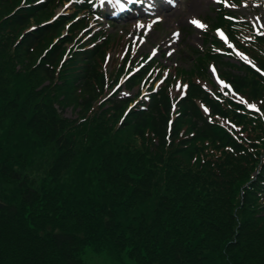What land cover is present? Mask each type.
<instances>
[{
  "label": "trees",
  "instance_id": "16d2710c",
  "mask_svg": "<svg viewBox=\"0 0 264 264\" xmlns=\"http://www.w3.org/2000/svg\"><path fill=\"white\" fill-rule=\"evenodd\" d=\"M35 1L0 0V264H83L87 243L124 264H264V35L215 18L259 71L233 67L224 42L194 51L195 66L175 73L180 116L171 123L169 79L122 124L137 146L92 129L129 101L97 113L101 52L73 50L65 62L73 38L60 36L73 19L50 21L62 0ZM213 64L245 104L203 87ZM70 105L77 118L64 115Z\"/></svg>",
  "mask_w": 264,
  "mask_h": 264
},
{
  "label": "rangeland",
  "instance_id": "374dc122",
  "mask_svg": "<svg viewBox=\"0 0 264 264\" xmlns=\"http://www.w3.org/2000/svg\"><path fill=\"white\" fill-rule=\"evenodd\" d=\"M96 1L100 2V7L110 5L108 0L105 2L103 0ZM219 2L220 0H180L177 11L175 12H168V10L158 8L154 12L155 15L151 17L144 16L138 19L122 21V23L114 22L111 24L108 23L107 18H100L99 21H97L98 18L97 20L91 19L89 22L90 26L87 28L81 25L82 14L77 10L78 3L76 0L65 1L61 11L65 14L72 13V18L76 19V26L81 27V29L74 43L71 45L67 44L68 50L64 55V61H67L73 50L77 51L78 49L91 47L92 41L100 37V35L112 33L115 41L113 43L114 45L119 42V39L122 42L127 41L124 49L133 51L130 56L131 58L128 60L127 69H131L130 67L137 64L139 65L138 60L147 65L152 58L160 60L165 67L195 66V59H193L194 52L192 49H201L208 40H212L216 36V34L211 35V19L217 16L216 12L219 9L224 8L223 5L227 6L225 8L231 15L248 22L254 29L264 33V0H223L222 5ZM193 19L198 20L203 27H198L192 23L191 21ZM67 33L70 34V37L74 38V33L66 29L64 34ZM75 47L76 49H74ZM116 51H118V47H113L112 50H109L112 55ZM134 54L138 55L139 59L133 60ZM239 57L242 58V55ZM226 60L231 64L239 65V60L242 59L227 56ZM242 61L244 62V60ZM145 65L142 66L145 68ZM93 103L95 105L98 103L97 113L100 114L103 110L101 99L99 98ZM78 111L79 109L77 110L74 105H70V107L65 109L64 115L68 118H77L79 116L77 114ZM81 115L83 120H87V116L90 117L85 112ZM85 116L86 118H84ZM121 121V116L118 118L115 117L112 120L104 115L96 117L95 119L93 117V122H89V124L93 130L106 129L110 130L109 132L111 133L118 130L120 133L127 135L129 140L139 146L141 141L135 140L132 129L121 130ZM259 143H261V138H255V148L258 147ZM245 165L246 163L242 162L238 167L242 166L241 169H244ZM35 171L37 175H40L38 177V181H40L44 177V172L42 168L39 171ZM8 185L6 183L3 184V187H0V197L9 191L7 188ZM78 254V258L83 264H124L115 261L106 249L98 248L91 243L83 246Z\"/></svg>",
  "mask_w": 264,
  "mask_h": 264
},
{
  "label": "snow or ice",
  "instance_id": "6c2138e0",
  "mask_svg": "<svg viewBox=\"0 0 264 264\" xmlns=\"http://www.w3.org/2000/svg\"><path fill=\"white\" fill-rule=\"evenodd\" d=\"M41 2H42V0H41ZM113 2L116 3L117 5H119L121 9H124L125 5H124V3L121 2V0H108V3H113ZM169 2H171V0H169ZM126 3L128 5H136V4L143 5L144 0H126ZM149 7H152V6L149 5ZM191 22L196 24L198 27H203V25L200 24V22L198 20L193 19Z\"/></svg>",
  "mask_w": 264,
  "mask_h": 264
}]
</instances>
